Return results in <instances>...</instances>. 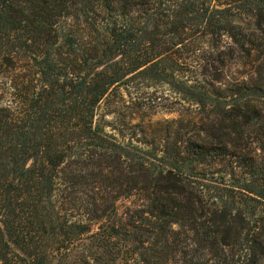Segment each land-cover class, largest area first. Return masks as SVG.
I'll return each mask as SVG.
<instances>
[{
  "label": "trees",
  "instance_id": "obj_1",
  "mask_svg": "<svg viewBox=\"0 0 264 264\" xmlns=\"http://www.w3.org/2000/svg\"><path fill=\"white\" fill-rule=\"evenodd\" d=\"M0 264H264V0H0Z\"/></svg>",
  "mask_w": 264,
  "mask_h": 264
},
{
  "label": "rangeland",
  "instance_id": "obj_2",
  "mask_svg": "<svg viewBox=\"0 0 264 264\" xmlns=\"http://www.w3.org/2000/svg\"><path fill=\"white\" fill-rule=\"evenodd\" d=\"M135 85V83H134ZM187 104L166 86L144 87L140 83L133 87L119 86L112 91L106 103H102L99 113L111 111L106 119L114 116L142 124H155L181 116ZM127 201L118 202L123 207Z\"/></svg>",
  "mask_w": 264,
  "mask_h": 264
}]
</instances>
